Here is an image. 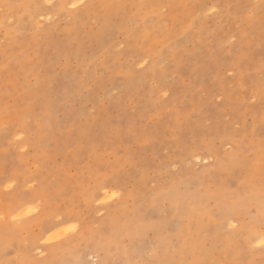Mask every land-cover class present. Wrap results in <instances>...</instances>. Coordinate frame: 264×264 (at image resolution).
<instances>
[{
	"label": "rangeland",
	"instance_id": "1",
	"mask_svg": "<svg viewBox=\"0 0 264 264\" xmlns=\"http://www.w3.org/2000/svg\"><path fill=\"white\" fill-rule=\"evenodd\" d=\"M0 234V264H264V0H0Z\"/></svg>",
	"mask_w": 264,
	"mask_h": 264
},
{
	"label": "bare ground",
	"instance_id": "2",
	"mask_svg": "<svg viewBox=\"0 0 264 264\" xmlns=\"http://www.w3.org/2000/svg\"><path fill=\"white\" fill-rule=\"evenodd\" d=\"M108 4H109V3H108ZM101 8H102V7H101ZM184 208H186V207H184ZM114 235H115L116 238H117L118 236H120V235H122V234L115 232ZM0 236H2V234H0ZM191 238H193V237H191ZM189 247H190L191 249H194L195 251L199 248L198 246H196V245L193 243V241H192L190 238H189Z\"/></svg>",
	"mask_w": 264,
	"mask_h": 264
}]
</instances>
